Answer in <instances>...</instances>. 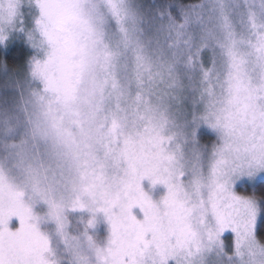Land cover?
<instances>
[{"label": "snow or ice", "instance_id": "snow-or-ice-1", "mask_svg": "<svg viewBox=\"0 0 264 264\" xmlns=\"http://www.w3.org/2000/svg\"><path fill=\"white\" fill-rule=\"evenodd\" d=\"M0 264H264V0H0Z\"/></svg>", "mask_w": 264, "mask_h": 264}, {"label": "trees", "instance_id": "trees-1", "mask_svg": "<svg viewBox=\"0 0 264 264\" xmlns=\"http://www.w3.org/2000/svg\"><path fill=\"white\" fill-rule=\"evenodd\" d=\"M244 190H246V189H243V187H242V191H244Z\"/></svg>", "mask_w": 264, "mask_h": 264}]
</instances>
